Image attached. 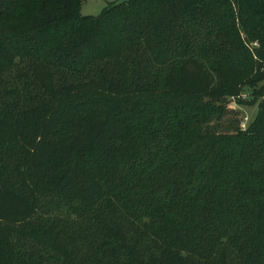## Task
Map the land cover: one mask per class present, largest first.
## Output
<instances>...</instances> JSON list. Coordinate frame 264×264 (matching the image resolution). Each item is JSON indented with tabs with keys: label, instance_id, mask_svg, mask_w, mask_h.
Here are the masks:
<instances>
[{
	"label": "trees",
	"instance_id": "1",
	"mask_svg": "<svg viewBox=\"0 0 264 264\" xmlns=\"http://www.w3.org/2000/svg\"><path fill=\"white\" fill-rule=\"evenodd\" d=\"M85 1L0 0V264H264V0Z\"/></svg>",
	"mask_w": 264,
	"mask_h": 264
},
{
	"label": "rangeland",
	"instance_id": "2",
	"mask_svg": "<svg viewBox=\"0 0 264 264\" xmlns=\"http://www.w3.org/2000/svg\"><path fill=\"white\" fill-rule=\"evenodd\" d=\"M125 1V0H86L82 6L81 13L84 16H98L103 11V9L112 2ZM252 94L250 89H246L245 96L250 97ZM230 109H235L238 111V117L240 124L247 117L249 122L252 121L258 110L257 104L255 105H240L238 106L234 102L229 105Z\"/></svg>",
	"mask_w": 264,
	"mask_h": 264
},
{
	"label": "built area",
	"instance_id": "3",
	"mask_svg": "<svg viewBox=\"0 0 264 264\" xmlns=\"http://www.w3.org/2000/svg\"><path fill=\"white\" fill-rule=\"evenodd\" d=\"M254 47H256V46H258V44L257 43H255L254 45H253ZM248 97H246L245 95L243 96V99H247ZM234 103H235V101H234ZM236 104V103H235ZM248 124H249V119L246 117L244 120H243V122L241 123V129L242 130H247V128H248Z\"/></svg>",
	"mask_w": 264,
	"mask_h": 264
}]
</instances>
